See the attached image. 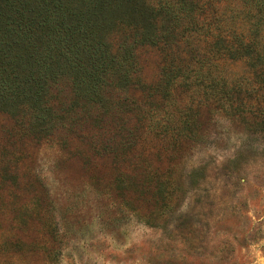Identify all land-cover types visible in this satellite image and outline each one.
I'll return each instance as SVG.
<instances>
[{
	"label": "rangeland",
	"instance_id": "obj_1",
	"mask_svg": "<svg viewBox=\"0 0 264 264\" xmlns=\"http://www.w3.org/2000/svg\"><path fill=\"white\" fill-rule=\"evenodd\" d=\"M111 48L120 55L129 48L130 74L140 80L114 91L117 116L110 118L109 100L91 115L62 104L61 118L41 127L21 121L18 105H0V264H264V61L224 57L199 40L130 47L112 40ZM198 59L233 85L232 102L211 100L182 77L152 96L163 65L181 63L180 70ZM53 90L56 105L70 98L66 82ZM123 98H137L142 109ZM185 111L194 134L162 137L159 120L179 123ZM138 119L144 127L132 148L98 158L97 136L104 142ZM120 170L134 188L118 180ZM152 172L172 187L164 213L154 182L142 193L135 184Z\"/></svg>",
	"mask_w": 264,
	"mask_h": 264
},
{
	"label": "trees",
	"instance_id": "obj_2",
	"mask_svg": "<svg viewBox=\"0 0 264 264\" xmlns=\"http://www.w3.org/2000/svg\"><path fill=\"white\" fill-rule=\"evenodd\" d=\"M220 1H227L231 8L227 10ZM112 40L128 47L199 40L224 57L245 61L255 56L261 63L264 0H0V105L8 110L21 107V121L41 127L61 118L58 111L62 104L69 112L84 108V114L91 115L92 109L97 110L109 100L112 107L108 115L117 116L120 110L115 101L121 98L114 91L122 84L137 85L140 80L130 74L132 65L126 57L129 48L123 55L113 52ZM199 64L184 63L180 70L181 63L163 65L160 82L149 87L154 92L152 96L182 77L202 87L211 100L219 95L226 103L232 102L237 92L233 85ZM189 67L195 75L187 74ZM62 82L68 84L70 98L56 105L51 101L52 92L54 88L59 90ZM123 100L125 106L139 107L137 98ZM181 115L179 123L159 120L162 137L171 130L176 136L183 135L184 129L194 134V116L186 111ZM135 123L129 128L122 125L113 129V135L104 142L97 136L92 146L101 154L98 158L117 146H124L126 151L132 148L144 127L139 119ZM109 141L116 146L110 149ZM124 172L120 170L118 180L134 188V182ZM147 177L137 176L138 192L149 190L144 182H154L152 193L163 205L164 213L172 192L168 177L154 172Z\"/></svg>",
	"mask_w": 264,
	"mask_h": 264
}]
</instances>
